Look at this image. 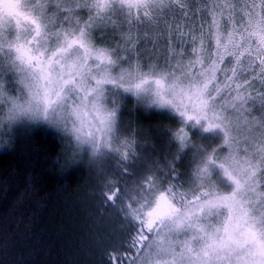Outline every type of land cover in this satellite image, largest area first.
I'll return each mask as SVG.
<instances>
[{"label":"snow or ice","instance_id":"6c2138e0","mask_svg":"<svg viewBox=\"0 0 264 264\" xmlns=\"http://www.w3.org/2000/svg\"><path fill=\"white\" fill-rule=\"evenodd\" d=\"M9 84L94 166L107 264H264V0H0ZM129 103L172 122L160 150Z\"/></svg>","mask_w":264,"mask_h":264},{"label":"trees","instance_id":"16d2710c","mask_svg":"<svg viewBox=\"0 0 264 264\" xmlns=\"http://www.w3.org/2000/svg\"><path fill=\"white\" fill-rule=\"evenodd\" d=\"M125 118L161 149L170 120L134 103ZM68 157L61 136L40 125L19 127L13 149L0 151V264H107L122 222L102 205L94 166ZM105 168L115 172V161Z\"/></svg>","mask_w":264,"mask_h":264},{"label":"clouds","instance_id":"9594fccd","mask_svg":"<svg viewBox=\"0 0 264 264\" xmlns=\"http://www.w3.org/2000/svg\"><path fill=\"white\" fill-rule=\"evenodd\" d=\"M24 100L23 89L14 84L6 85L5 93L0 94V151L13 149L19 127L47 124L43 120L34 119L31 114L14 109V103L22 104Z\"/></svg>","mask_w":264,"mask_h":264},{"label":"rangeland","instance_id":"374dc122","mask_svg":"<svg viewBox=\"0 0 264 264\" xmlns=\"http://www.w3.org/2000/svg\"><path fill=\"white\" fill-rule=\"evenodd\" d=\"M37 125L43 126V127H45L46 129L52 130V131H54L55 133H57V134H58L59 136H61V138L65 141V143H66V145H67V147H68V140H67V138H65L64 135H63L61 132H59L56 128L51 127V126H49V125H47V124H37ZM68 149H69V148H68ZM68 158H69L71 161H75V163H76L77 161L80 160L79 157H77V158H73V157H72V154H71V152H70V150H69V157H68Z\"/></svg>","mask_w":264,"mask_h":264}]
</instances>
